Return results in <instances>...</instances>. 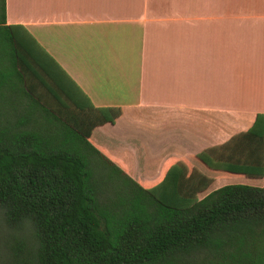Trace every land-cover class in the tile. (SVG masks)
Masks as SVG:
<instances>
[{"label":"trees","instance_id":"trees-1","mask_svg":"<svg viewBox=\"0 0 264 264\" xmlns=\"http://www.w3.org/2000/svg\"><path fill=\"white\" fill-rule=\"evenodd\" d=\"M17 27L0 0V264H264V181L198 198L211 178L177 161L140 186L88 141L120 109L81 99ZM195 157L264 180V113Z\"/></svg>","mask_w":264,"mask_h":264},{"label":"crops","instance_id":"crops-1","mask_svg":"<svg viewBox=\"0 0 264 264\" xmlns=\"http://www.w3.org/2000/svg\"><path fill=\"white\" fill-rule=\"evenodd\" d=\"M4 21L81 99L120 109L88 141L140 186L177 161L211 178L198 198L263 185L195 155L264 113V0H4Z\"/></svg>","mask_w":264,"mask_h":264},{"label":"rangeland","instance_id":"rangeland-1","mask_svg":"<svg viewBox=\"0 0 264 264\" xmlns=\"http://www.w3.org/2000/svg\"><path fill=\"white\" fill-rule=\"evenodd\" d=\"M203 171H206V173H207V170H205L204 168H203ZM240 182H242L243 184H248V185H253V184H255V182L254 181H240Z\"/></svg>","mask_w":264,"mask_h":264}]
</instances>
